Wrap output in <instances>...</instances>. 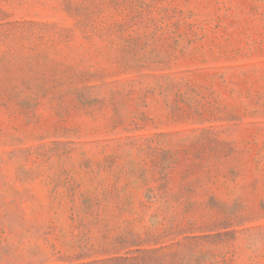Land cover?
I'll return each mask as SVG.
<instances>
[{"label":"rangeland","instance_id":"obj_1","mask_svg":"<svg viewBox=\"0 0 264 264\" xmlns=\"http://www.w3.org/2000/svg\"><path fill=\"white\" fill-rule=\"evenodd\" d=\"M0 264H264V0H0Z\"/></svg>","mask_w":264,"mask_h":264}]
</instances>
